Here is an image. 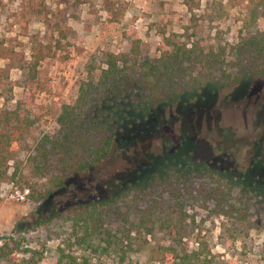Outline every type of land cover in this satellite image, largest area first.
I'll use <instances>...</instances> for the list:
<instances>
[{"label": "trees", "instance_id": "1", "mask_svg": "<svg viewBox=\"0 0 264 264\" xmlns=\"http://www.w3.org/2000/svg\"><path fill=\"white\" fill-rule=\"evenodd\" d=\"M198 1L184 0L186 10ZM250 1V19L264 18V0ZM242 27L232 44L162 35L158 54L152 57L142 55L134 28L124 30L128 48L104 51L98 63L87 61L74 98L60 104L53 130L35 139L31 131L42 118L34 105L37 70L57 46L31 45L20 66L21 93L12 107L0 109V182L21 181L25 195L44 200L109 155L129 112L145 118L165 107L188 112L213 103L215 93L224 89L228 98L264 90V30ZM56 31L65 38L60 24ZM54 41L63 43L57 37ZM226 141L207 145L206 151L199 148L196 155L194 144L179 143L149 174L102 198L65 205L59 216L69 223L72 242L91 252L114 254L123 264H135L128 255L145 250L160 264H211L214 256L204 242L189 246L195 220L190 207L242 214L255 206L258 183L264 188L250 161L239 164L243 147ZM21 152L25 157L18 160ZM243 179L247 183H238ZM238 186L241 190L234 195ZM234 201L239 203L236 207ZM1 261L18 264L5 241L0 244ZM53 264L96 263L59 249Z\"/></svg>", "mask_w": 264, "mask_h": 264}, {"label": "rangeland", "instance_id": "2", "mask_svg": "<svg viewBox=\"0 0 264 264\" xmlns=\"http://www.w3.org/2000/svg\"><path fill=\"white\" fill-rule=\"evenodd\" d=\"M253 2L199 0L188 12L184 0H0V109L12 107L21 93L20 66L31 45L57 46L37 70L34 105L42 118L31 131V139H35L53 130L60 104L74 98L87 61L98 63L102 52L128 48L124 30H136L141 53L147 57L158 54L162 35L188 42L200 37L210 45L232 44L243 24L251 30H264L263 17L250 19ZM57 24L66 34L63 39L57 36ZM55 37L63 43H55ZM226 92L215 93L213 103L188 112L165 107L146 118L129 112L109 155L44 200L25 195L21 181L3 179L0 244L6 242L18 264L29 259L33 264H53L59 249L96 264H123L114 254L91 252L74 244L69 223L59 216L61 208L102 198L149 174L179 143L194 144L196 155L199 148L206 151L207 145L216 146L225 138L229 146L243 147L239 164L250 161L252 172L264 184V90L238 98H228ZM24 157L21 152L18 160ZM242 181L247 183L245 179L238 183ZM258 186L255 206L242 214L190 207L195 220L189 246L204 242L214 256L211 264H264V188ZM240 190L238 186L234 195ZM238 204L235 202V207ZM145 252L128 256L135 264H160Z\"/></svg>", "mask_w": 264, "mask_h": 264}]
</instances>
